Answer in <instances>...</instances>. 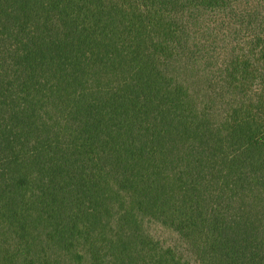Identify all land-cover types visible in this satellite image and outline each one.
<instances>
[{
	"label": "trees",
	"instance_id": "trees-1",
	"mask_svg": "<svg viewBox=\"0 0 264 264\" xmlns=\"http://www.w3.org/2000/svg\"><path fill=\"white\" fill-rule=\"evenodd\" d=\"M0 264H264V0H0Z\"/></svg>",
	"mask_w": 264,
	"mask_h": 264
},
{
	"label": "rangeland",
	"instance_id": "rangeland-1",
	"mask_svg": "<svg viewBox=\"0 0 264 264\" xmlns=\"http://www.w3.org/2000/svg\"><path fill=\"white\" fill-rule=\"evenodd\" d=\"M164 235V234H163ZM166 235V234H165Z\"/></svg>",
	"mask_w": 264,
	"mask_h": 264
}]
</instances>
